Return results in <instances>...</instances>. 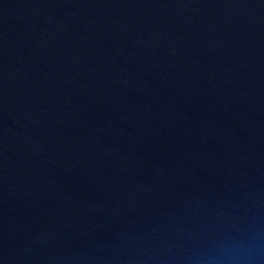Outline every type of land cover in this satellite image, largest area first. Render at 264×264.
Wrapping results in <instances>:
<instances>
[{
  "label": "water",
  "instance_id": "obj_1",
  "mask_svg": "<svg viewBox=\"0 0 264 264\" xmlns=\"http://www.w3.org/2000/svg\"><path fill=\"white\" fill-rule=\"evenodd\" d=\"M0 264H264V0H0Z\"/></svg>",
  "mask_w": 264,
  "mask_h": 264
}]
</instances>
